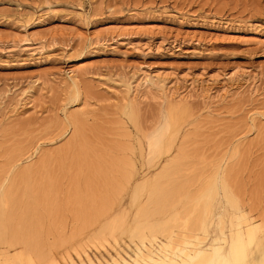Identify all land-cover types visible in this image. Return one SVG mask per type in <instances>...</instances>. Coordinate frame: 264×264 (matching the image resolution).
I'll return each mask as SVG.
<instances>
[{"label": "rangeland", "instance_id": "374dc122", "mask_svg": "<svg viewBox=\"0 0 264 264\" xmlns=\"http://www.w3.org/2000/svg\"><path fill=\"white\" fill-rule=\"evenodd\" d=\"M72 69L85 73L78 97ZM162 89L189 109L169 148L165 142L151 155L148 141L166 119ZM78 110L87 145L74 140L12 190L0 208V248L27 250V213L35 264L87 263L85 253L95 263L119 253L130 260L140 243L131 240L134 229L171 211L160 198L167 185L191 176L197 186L224 165L241 208L262 223L248 257L260 264L264 0H0V181L15 162L22 167L65 149L76 136L68 118ZM173 158L204 172H169ZM157 238L164 240L161 232Z\"/></svg>", "mask_w": 264, "mask_h": 264}, {"label": "bare ground", "instance_id": "6f19581e", "mask_svg": "<svg viewBox=\"0 0 264 264\" xmlns=\"http://www.w3.org/2000/svg\"><path fill=\"white\" fill-rule=\"evenodd\" d=\"M70 73L69 77L72 85L71 88L75 90L76 97H78L81 89V77L85 73L75 69H72ZM164 85L165 84L163 82L161 85L160 83H157V86H161L165 90ZM163 93L167 99L165 109L166 115H164L166 116V119L164 121L162 120L163 124L160 125L161 128H159V130H157L148 141L151 155L159 154L163 150V143L165 142L168 145L167 149L169 148L170 144L178 134V121L188 112L189 109V107L184 104L186 102L183 100L179 99L175 102V100L170 98L173 97V92L172 95L167 92L166 94L164 91ZM179 102H182L183 104H179ZM134 106L132 104L131 106H128V116L136 125L139 122V114L136 112ZM77 112L78 113H73L70 119L68 118L69 123H67V126L69 127L70 125L71 127H75L76 136L73 135L74 138L72 137V141L65 149L57 151L54 154L47 153L37 162H33V159H30L25 162V165L22 167H20V165L16 162L11 165L10 169L7 170L8 174L0 181V208L2 202L5 199L8 200L9 194L12 190H16L20 183L27 178L30 173L33 172V175H37L40 172L42 173V170L48 162L53 161L63 152L69 151L75 146L74 140L80 138L83 148L84 145H87V142L85 141V129L87 126L85 121L86 118H84L83 114L79 113V110ZM95 128L99 129L100 127L97 125ZM12 157L15 159V154ZM77 163V160H75V165ZM230 166L228 168L232 167L234 169L233 166ZM165 169L172 173L180 170L181 172L184 171L187 173L186 169L190 171L193 168L190 167L189 169L185 162H180L179 159L173 158V161L169 162L167 164V168ZM198 171L193 169L191 172L197 174ZM201 171L204 172L203 170H200L199 172L201 173ZM227 171L228 170H226V176ZM207 172L205 173L207 174ZM223 173L224 165L217 166L213 174L206 177L202 180L203 182L201 184L199 183L197 186H195L197 180L194 176V179H192L191 176H183L184 178L180 179L178 176L173 182H170V184L167 185L166 194L164 195V193H162L160 196V198L166 203L165 208H168L167 210L171 209L168 217L162 222L138 225L134 229L131 240H135V237H138L140 243L138 244L133 241L136 250L138 251L133 249L135 256H130V260L126 259L119 253V255L117 257H113L112 260L106 259V262H103L98 259V262L95 263L90 261L91 258L89 254L85 253L86 258H84L89 260V262L86 263L83 261L81 264H249V251L252 246H255L253 244L257 238L258 232L262 229V223L260 221H254L255 219L250 216L249 212L241 208L240 201L243 202V200L231 191L228 181L223 177ZM91 182L92 180L89 173L87 179L88 187ZM171 198L173 200H171ZM174 199H176V201H174ZM2 207H4V205ZM21 217H19V219H21ZM29 219L30 217L26 213L23 221L25 223L24 226H27L28 233L24 234L23 237L25 238L23 239H25V249L27 250L23 251L21 249H15L13 252L7 247H1L0 264H35L31 254V244L34 242H31V239L35 236L33 235V227ZM104 228L106 229L107 226ZM108 228L112 233H114L116 225L112 224L111 227ZM17 229L19 228L17 227ZM147 230L151 233L148 234ZM160 232L162 233L165 241H160L157 238ZM12 235L14 236V234ZM185 237H188L189 241H186ZM5 238L6 232L3 225L2 212L0 211V239L2 244H5ZM159 241L161 243H158ZM81 256L80 253H78L79 259L82 258ZM71 262L72 264H80L77 263V261ZM51 263L59 264L56 260H52ZM259 263H264V256H262Z\"/></svg>", "mask_w": 264, "mask_h": 264}]
</instances>
